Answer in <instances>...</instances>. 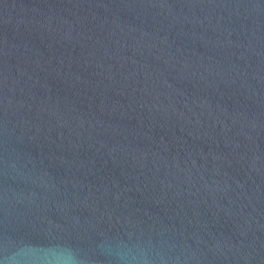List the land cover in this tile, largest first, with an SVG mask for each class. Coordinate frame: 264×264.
<instances>
[{
    "label": "water",
    "instance_id": "1",
    "mask_svg": "<svg viewBox=\"0 0 264 264\" xmlns=\"http://www.w3.org/2000/svg\"><path fill=\"white\" fill-rule=\"evenodd\" d=\"M264 264V0H0V253Z\"/></svg>",
    "mask_w": 264,
    "mask_h": 264
},
{
    "label": "clouds",
    "instance_id": "2",
    "mask_svg": "<svg viewBox=\"0 0 264 264\" xmlns=\"http://www.w3.org/2000/svg\"><path fill=\"white\" fill-rule=\"evenodd\" d=\"M108 254L115 264H164V258L150 246L132 241L112 242ZM0 264H81V259L66 243L53 241L37 246L21 241L4 248L0 253Z\"/></svg>",
    "mask_w": 264,
    "mask_h": 264
}]
</instances>
